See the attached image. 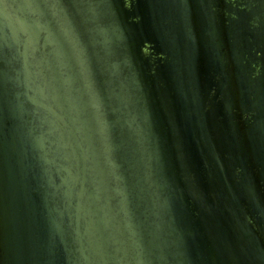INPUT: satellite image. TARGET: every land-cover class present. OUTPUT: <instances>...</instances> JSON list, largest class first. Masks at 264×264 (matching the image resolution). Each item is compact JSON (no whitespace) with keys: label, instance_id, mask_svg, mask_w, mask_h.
I'll use <instances>...</instances> for the list:
<instances>
[{"label":"water","instance_id":"water-1","mask_svg":"<svg viewBox=\"0 0 264 264\" xmlns=\"http://www.w3.org/2000/svg\"><path fill=\"white\" fill-rule=\"evenodd\" d=\"M0 264H264V0H0Z\"/></svg>","mask_w":264,"mask_h":264}]
</instances>
